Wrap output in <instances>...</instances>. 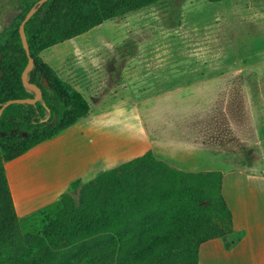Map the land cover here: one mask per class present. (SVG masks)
<instances>
[{"label": "trees", "instance_id": "trees-1", "mask_svg": "<svg viewBox=\"0 0 264 264\" xmlns=\"http://www.w3.org/2000/svg\"><path fill=\"white\" fill-rule=\"evenodd\" d=\"M37 1L25 3L0 42L1 108L36 95L22 82L28 58L19 34L26 13L36 9L25 25L34 59L27 82L40 88L42 98L11 104L0 115V264H198L201 244L221 238L230 247L233 218L222 194V173L182 171L151 151L82 185L73 182L78 203L65 192L35 214L37 230H22L5 163L90 113L82 94L40 54L163 0H48L41 6Z\"/></svg>", "mask_w": 264, "mask_h": 264}, {"label": "rangeland", "instance_id": "rangeland-1", "mask_svg": "<svg viewBox=\"0 0 264 264\" xmlns=\"http://www.w3.org/2000/svg\"><path fill=\"white\" fill-rule=\"evenodd\" d=\"M27 1L32 0H0V42L23 14ZM262 13L264 0H163L107 20L83 35L44 50L40 58L63 81L81 90L95 112L137 99V119L133 113L131 121L128 113L132 129L125 120L120 121V111L107 113L110 119H116L115 126L111 122L103 124L111 137L120 136L128 145L138 140V153L133 157L147 151V137L153 140L181 113L179 94H168L166 88L157 85H166L169 74L198 75L203 69L206 75H218L215 84L219 91L211 104L218 112L213 121L219 127L234 124L235 144L225 158L230 169L241 170L240 175L226 179L225 188L241 200L246 198L252 205V216L261 223L264 186H257L260 191L254 193V181L243 173L250 165L255 169L264 165L262 145H256L254 139L259 137L262 142L258 109L264 95ZM131 84L139 88L132 89L128 86ZM89 92L102 97V103L98 105ZM187 100H194L193 95ZM208 100L204 101L209 105ZM72 195L78 203V191ZM39 221L37 215L22 219V230H37Z\"/></svg>", "mask_w": 264, "mask_h": 264}, {"label": "crops", "instance_id": "crops-1", "mask_svg": "<svg viewBox=\"0 0 264 264\" xmlns=\"http://www.w3.org/2000/svg\"><path fill=\"white\" fill-rule=\"evenodd\" d=\"M198 72V75L190 76L169 74L164 81L166 85H157L161 89L166 88L168 94H179L182 98L180 105L183 107L176 122L165 126V131L155 134L153 140L147 137V151H151L157 159L182 171L222 173V194L233 218V231L228 235L231 245L226 247L221 238L201 244L198 264H264L262 234L264 218H261L260 223L252 216L251 203L246 198L241 200L225 188L226 179L229 176L240 175L241 170L230 169L225 158L226 153L232 151L230 146L235 144L234 124L219 127V124L213 121V115L218 112L217 107L211 106L219 91V87L215 84L218 75H206L203 69ZM128 86L132 89L139 88L134 84ZM90 90L92 91V88ZM77 91L87 100L81 90L77 89ZM89 93L98 100V105L102 103V97L97 98L94 93ZM192 95L194 100H187L192 98ZM204 97V100L208 97L209 105L203 100ZM89 106L88 116L60 131L55 137L36 145L22 156L5 163L6 177L16 214L20 220L29 218L40 209L58 201L65 192L73 194V182L82 185L93 180L99 173L116 168L145 153L133 157L134 153H138L137 139L134 144L132 142L128 145L122 137H111L110 132L103 128L105 122H111V125L115 126L113 122L116 119H110L107 113L120 111L122 113L120 121L125 120L132 129L133 124L129 123L128 113L131 121L133 113L137 119L139 112L137 99L119 103L117 106H107L97 112L92 110L91 103ZM258 109L260 125L262 124V142L258 141L259 137L254 139L256 145H262V155H264L263 94L262 105ZM115 144L117 147H113ZM123 159H126L125 162H122ZM243 174L254 181L256 185L254 193H259L257 186L262 184L264 186V165L262 169H255L250 165ZM235 235L237 237H233Z\"/></svg>", "mask_w": 264, "mask_h": 264}, {"label": "water", "instance_id": "water-1", "mask_svg": "<svg viewBox=\"0 0 264 264\" xmlns=\"http://www.w3.org/2000/svg\"><path fill=\"white\" fill-rule=\"evenodd\" d=\"M46 1H48V0H38L36 5L37 6H41ZM35 12H36V9L32 8L26 13V15L24 16V19L21 21L20 26H19V34H20V38H21L23 47H24V49L26 51L27 58H28L27 65H26V67H25V69H24V71L22 73V76H21L22 82H23V84L25 86H28V87L32 88L35 91L36 95L33 98L14 99V100L7 101L0 108V115L2 114L3 110L6 107L10 106L11 104H17V103L34 104V103H36L37 101H39L42 98V91L40 90V88H38L35 85L30 84V83L27 82V75H28L29 71L32 69V67L34 65V59L31 56L29 45H28V42H27V37H26V33H25V25L29 21V19L34 15ZM0 61H1V56H0ZM1 75H2V73L0 72V76ZM44 121H46V119ZM52 123H56V118H54Z\"/></svg>", "mask_w": 264, "mask_h": 264}]
</instances>
